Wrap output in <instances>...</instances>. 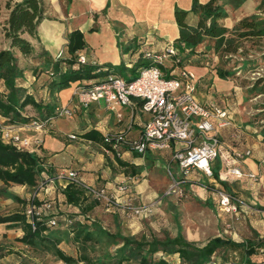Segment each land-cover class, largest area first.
Listing matches in <instances>:
<instances>
[{"label": "crops", "instance_id": "1", "mask_svg": "<svg viewBox=\"0 0 264 264\" xmlns=\"http://www.w3.org/2000/svg\"><path fill=\"white\" fill-rule=\"evenodd\" d=\"M6 1L0 0V50L8 48V43L1 33V24L8 14L5 9ZM200 1L205 3L208 0ZM41 2L47 11L44 13L45 18L37 27L38 38L32 39L27 35L24 36L33 47V55L25 57L15 51L18 64L23 69V77L19 79L20 82H17V85L26 89L32 96L35 92L39 93V100L35 99V95L33 97L42 106H49L52 103L76 109L72 117H54L44 128L38 129L31 124L17 125L20 128L21 137L39 140L38 147H32L34 150L32 153L39 158L40 173L37 175L34 187L11 183L6 185L0 180V217L23 213L27 205L32 203L42 213L39 222L45 223L49 218L57 217H64L62 220H67L68 217V220L73 221L72 226H74L82 224L79 218H88L101 204L87 196L77 205L68 204L62 193L67 186L64 187L62 180L58 177L60 172L74 171L81 184L103 188L108 193L120 197L122 193L118 191V186L127 179L131 180V172L137 175L139 171L142 172L141 166L145 160L169 158L170 154L157 151L138 156L125 148L116 151L105 145L102 142V135L107 132L124 131L130 139H137L149 118L148 114L140 110L138 101L135 99L131 100L130 106H116L114 111L108 110L103 101L92 103L87 109L79 107L77 97L73 95L74 88L88 81L71 83L69 87L50 95L47 89L49 79L43 70L45 57L54 59L59 53L62 58L68 57V34L79 30L83 33L86 43L79 54L86 58V64L94 66L96 71L99 69L104 72L95 80L103 79L108 73L122 77L121 67H125L126 74L130 76L129 67L126 65L131 63L132 66L140 52L147 49L161 52L168 43H173L177 39L178 30L173 16L174 9L190 10L192 0H67L65 4L69 5H66L65 11H62L60 5L63 1L41 0ZM257 8L256 0H247L238 8L228 5L226 6L228 17L225 24L231 28L241 19L257 14ZM187 23L195 26L198 23V17L190 13ZM115 25H120L121 31H117ZM92 28L96 31L90 32ZM136 42L140 43V47L137 52L132 53L131 46L134 47ZM208 46V43H203L195 48L194 53L181 54V59L183 58L182 66L196 78L198 89H196L195 96L204 103L216 105V99L213 100L211 95L213 88L220 84L218 82L220 79L208 63L210 57L215 55ZM171 65V62L166 60L161 68L162 71L169 74L172 69ZM209 80L213 81L214 85L207 89L206 85ZM202 88L205 89L204 92L200 91ZM217 91H225V88ZM229 107L231 118L235 121L233 108L230 105ZM49 108L53 110V107L49 106ZM40 117L47 118L44 110ZM240 132L241 137L238 140L232 139V141H236V144L240 143L239 151L250 149L252 156L242 161L243 167L241 164L237 166L242 171L256 175L260 169L264 173L262 138L258 136L260 139L254 140L249 138L244 131L240 130ZM218 134L221 140L225 138L229 141L232 138V128L220 129ZM71 135L75 138H69ZM216 166L220 167L219 180L215 177L209 179L196 169L190 170L186 178L194 185H203L202 179H206L210 185V197L217 209H219L218 199L213 193L215 186H221L233 195L238 193L237 196L241 195L238 197L246 201L239 190V183L236 182L243 177L226 180L220 159L213 163V168ZM8 195L17 197L14 204L19 205L18 211L8 210ZM261 201L264 204V198ZM46 206H50V210L47 211ZM249 214L254 217L257 212H249ZM258 215L259 218L251 222L252 228L264 235V211ZM58 224L63 226L61 220ZM24 234L22 224H0V264H35L38 262L39 243L22 241ZM170 257L169 264L179 263L177 255ZM213 258L217 262L220 260L218 253Z\"/></svg>", "mask_w": 264, "mask_h": 264}, {"label": "trees", "instance_id": "2", "mask_svg": "<svg viewBox=\"0 0 264 264\" xmlns=\"http://www.w3.org/2000/svg\"><path fill=\"white\" fill-rule=\"evenodd\" d=\"M246 1L208 0L203 3L200 0H192L190 10L175 8L173 16L178 37L174 40L173 45L179 51L180 56L181 54L194 53L196 47L208 43V48L216 55L235 56L240 52L244 55L254 51L260 52V56H255L245 62L246 70L258 68L261 62L264 64V0H256L258 2L257 14L241 19L231 28L225 24L228 17L226 6L232 5L238 8ZM5 9L8 14L1 24V33L8 43V48L0 50V82L3 85V89L0 90V114L6 119L7 124H32L36 121L21 115V111L30 105L40 114L43 110L46 112L47 118L39 122L42 124L50 117L55 116L54 111L49 106H42L36 102L26 89L17 85V80L23 77V69L18 64L15 51L25 57L33 55V47L24 36L27 35L32 39L38 38L37 27L45 18V8L41 0H23L21 2L7 0ZM190 13L198 17V23L195 26L187 23ZM94 31H96L94 28L90 30V32ZM85 46L83 33L74 30L68 34V57L58 59L45 57L43 70L49 79L47 89L50 95L69 87L71 83L95 80L104 73L99 69L97 72L92 65L77 63L78 53ZM139 47L140 43L137 42L134 47L131 46L132 53L137 52ZM159 53L161 52L150 50L140 52L138 59L128 70L130 72L129 80L137 77L139 69L152 65L151 58L144 57V54L152 56ZM44 55L46 54L44 53ZM123 68L127 70L125 67ZM218 75L221 79L228 80L234 73L219 70ZM250 91L255 95H264V76L253 83ZM137 103L139 107L142 105L141 101ZM261 113H263L262 120H264V111ZM259 116L257 115V117ZM261 128L264 142V124L261 125ZM39 163V158L34 153L19 151L0 141V180L4 184L34 187L37 175L40 173ZM213 174L219 180V166L213 168ZM62 193L68 204L77 205L79 201L86 199L83 190L76 184H69ZM1 223L22 224L25 230V234L21 238L22 241L42 243L43 247H46L64 264H93L85 256L75 258L62 252L57 247L59 239L54 238L50 232H46L48 228L45 223L38 222L35 230H31L25 220L24 213L0 217ZM84 229L85 225L81 224L71 227L72 231L78 233L83 232ZM91 236L88 232L84 234L86 240H90ZM118 239L121 241V246L116 250L117 261L113 264H124L133 260L138 264H169L168 258L172 255H177L181 264H211L214 255L224 247H242L247 258L255 255L258 248H263L264 253V241L256 246L253 244L248 246L245 242H236L222 236L212 238L204 245L188 241L181 235L163 241L156 238L133 240L122 237ZM157 254H159L158 257H156Z\"/></svg>", "mask_w": 264, "mask_h": 264}, {"label": "rangeland", "instance_id": "3", "mask_svg": "<svg viewBox=\"0 0 264 264\" xmlns=\"http://www.w3.org/2000/svg\"><path fill=\"white\" fill-rule=\"evenodd\" d=\"M62 1L63 4L60 5L62 11H65L64 8L69 4H65L67 0H60V2ZM115 27L117 31L122 29L120 25H115ZM120 43L122 44V42ZM255 56H260V52L254 51L246 55L240 52L235 56L215 54L210 57L208 63L217 75L219 70L234 73L228 80H223L218 75L220 79L218 82L221 85L218 84L213 88L211 97L213 100L216 99V105L227 107L228 110L229 105L232 106L235 130L240 134V130L244 131L249 138L258 140L260 137L262 138L261 125L264 124L263 113H261L264 111V95H255L250 90L253 83L264 76V64L261 62V65L256 69L246 70L245 67V62ZM121 70L122 78L129 80L130 76L126 74V70L123 67ZM17 82H20L19 79ZM213 85V81L209 80L206 87L209 89ZM224 88L225 91H217ZM2 89L3 85L0 82V90ZM200 91L204 92L205 89L202 88ZM34 95L35 99L39 100V93L35 92ZM49 106L53 107L54 111L60 105L51 103ZM21 115L37 123L42 120L38 110L30 105L21 111ZM257 115H260V119ZM55 118L63 117L56 116ZM235 142L232 141V138L229 141L224 138L222 139L223 148L232 153L240 152V143L236 144ZM251 156L252 154L245 156L239 161L241 167H243L242 161ZM141 167L142 172L139 171L137 175L131 172V185L128 191L120 197H115L110 207L97 204L98 207L88 218H79L82 222L81 225H85L83 232L78 233L70 229L73 221L71 224H66L65 220H62L64 217L55 218L57 225L53 228L48 227V232L54 238L59 239L57 247L62 252L75 258L85 256L93 264H113L117 261L116 250L121 246V241L118 238L122 237L133 240L156 238L163 241L181 235L200 245L218 236L230 238L236 242H245L248 246L249 244L256 246L264 241V235L253 229L251 223L259 218L258 213L261 214L264 211V204L262 201L260 202L264 198V173L261 169L258 171V175L255 174L256 180L248 177L253 173L243 170L246 176L236 182L239 183V190L243 193L246 201L239 198L238 196L241 195L237 196L238 193L231 194L238 200V212L234 215H224L213 203L209 194L210 185L206 179H202L203 185H194L187 180L186 176L182 178L183 182L180 184L181 192L177 195L169 193L172 184L171 177L180 178L181 176L176 163L170 157L145 160ZM248 180L253 182L249 183ZM109 195L115 196L113 193H109ZM8 196V210L18 211L19 205L14 204L17 197ZM249 212H257V214L253 217ZM59 220L63 222V226L58 224ZM77 220L76 222H78ZM85 232L92 235L90 240L84 238ZM37 248L39 256L38 262L35 264H64L46 247H43L42 243H39ZM158 256L159 254L156 255V257ZM218 257L221 264H264L263 248H258L252 258H247L242 247H224L218 251ZM168 260L171 261V257ZM212 261L217 260L213 258ZM124 264L138 263L133 260ZM178 264H181L180 261Z\"/></svg>", "mask_w": 264, "mask_h": 264}, {"label": "built area", "instance_id": "4", "mask_svg": "<svg viewBox=\"0 0 264 264\" xmlns=\"http://www.w3.org/2000/svg\"><path fill=\"white\" fill-rule=\"evenodd\" d=\"M60 57L59 53L55 59ZM144 57L151 58L152 65L139 69L137 77L133 80H125L108 73L101 80H91L74 88L73 95L77 97L78 106L83 109L99 101H103L110 111H114L116 106H130L132 99L142 102L140 110L147 113L149 118L139 137L130 139L124 131L107 132L102 135V142L113 150L125 148L138 156H144L148 152H168L181 174L180 178L171 177L172 184L169 188L171 194L177 195L181 192L182 178H185L192 169L199 170L209 179H213V163L218 159L223 163L222 171L226 180L246 176L237 164L245 156H250L252 151L247 149L232 153L223 148L218 130L235 128L230 111L215 104L204 103L195 96L196 78L181 65V56L173 43H168L157 55L144 54ZM165 60L172 64L169 74H165L161 69ZM77 63L83 65L87 60L78 53ZM126 66L131 67L130 64ZM75 109L56 107L54 117L70 118L74 115ZM52 118L42 124L33 122L32 126L44 128ZM19 129L17 125L7 124L6 119L0 114V141L19 151L32 153L34 151L32 147H38L39 140L21 137ZM231 137L238 140L241 135L234 129ZM69 138L74 139L75 136L71 135ZM58 177L64 187L76 184L83 190L85 196L107 208L116 197L109 195L103 188L81 184L74 171L60 172ZM248 177L256 180L255 174H249ZM130 181L127 179L121 182L118 191L126 193ZM213 193L218 199V210L221 214H237L238 200L235 196L221 186H215ZM46 210H50V206H46ZM23 213L31 230H35L42 216L39 208L30 203ZM65 223L71 224L72 220L67 219ZM45 225L53 228L57 221L55 218H49ZM211 264L221 263L212 261Z\"/></svg>", "mask_w": 264, "mask_h": 264}]
</instances>
